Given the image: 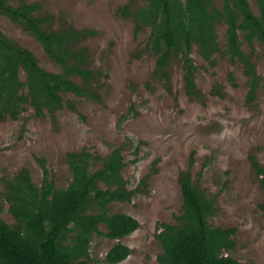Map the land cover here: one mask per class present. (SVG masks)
Listing matches in <instances>:
<instances>
[{
    "label": "rangeland",
    "instance_id": "1",
    "mask_svg": "<svg viewBox=\"0 0 264 264\" xmlns=\"http://www.w3.org/2000/svg\"><path fill=\"white\" fill-rule=\"evenodd\" d=\"M253 11L255 0H248ZM39 2L40 15L51 17L47 29H91L75 45L85 52L91 68L102 72L95 81L71 76L78 84L95 90L96 100L65 94L64 106L54 118L38 116L31 106L17 119H0V209L10 224L15 219L5 200L3 179L27 169L34 182L43 179L38 158H46L48 176L57 188L67 187L71 172L67 154L86 149L105 157L120 149L126 167L124 177L132 189L140 188L130 201L113 202L111 212L133 216L140 226L115 240L97 234L90 243V264H109L108 251L121 241L130 255L117 264H162L163 248L157 238L161 224L174 223L181 213L183 196L180 173L190 172L193 181L215 200L213 227L235 228V247L228 255L240 264L264 263V188L249 158L255 155L264 166V55L253 44L252 60L260 76L253 102L247 100L249 80L244 67L225 52V26H216L221 51L212 60L193 48L198 96L185 90L184 70L178 59L170 61L168 78L156 71L157 55L148 46L151 28L135 30L132 18L119 8L139 7L144 0H9ZM220 8L222 0H212ZM0 31L29 49L40 65L51 72L61 66L45 53L41 43L19 25L0 14ZM241 38L243 39L242 35ZM243 49L252 52L247 43ZM220 91V93H218ZM68 101V102H67ZM69 103L73 106L71 107ZM103 165L101 159L96 168ZM144 180V182H143ZM101 187L106 188L102 183ZM99 229L105 232L106 226Z\"/></svg>",
    "mask_w": 264,
    "mask_h": 264
},
{
    "label": "trees",
    "instance_id": "2",
    "mask_svg": "<svg viewBox=\"0 0 264 264\" xmlns=\"http://www.w3.org/2000/svg\"><path fill=\"white\" fill-rule=\"evenodd\" d=\"M255 1L256 13L248 0H222L220 8L212 0H144L139 7L125 4L119 13L134 20L136 32L151 28L148 46L157 55V72L168 78L164 71L171 60L178 59L189 96L199 94L193 48L197 46L204 59L212 60V54L221 51L216 26L224 25L225 52L231 61L237 59L244 67L249 80L247 100L253 102L260 80L252 60L255 41L262 45L264 55V0ZM41 8L39 2L13 5L9 0H0V14L30 33L48 57L61 66V72L44 69L29 49L0 31V119L6 115L17 119L27 106L33 107L38 116L54 118L68 93L100 99L95 90L71 78L74 75L83 81H95L96 76H104L89 66L85 52L74 49L81 39L96 32L67 26L47 29L46 23L52 18L40 15ZM244 42L252 52L243 49ZM67 159L71 180L64 188H57L48 176L46 158H38L43 168L39 185L27 169L12 180L3 179L5 200L15 223L5 221L0 209V264H90V243L95 235L121 240L139 228L133 216L111 212L110 208L111 203L130 201L140 191L130 188L123 175L126 162L120 149L105 157L84 149L68 153ZM100 159L103 165L97 169ZM249 160L264 188V166L253 154ZM179 182L183 196L181 213L174 216V223L161 224L157 238L163 253L158 261L240 264L228 255L235 247V228L210 224L209 219L218 210L215 200L192 180L189 171L180 173ZM260 207L264 211V205ZM100 225H105L107 230L101 231ZM130 253L131 249L118 241L105 260L117 264Z\"/></svg>",
    "mask_w": 264,
    "mask_h": 264
}]
</instances>
